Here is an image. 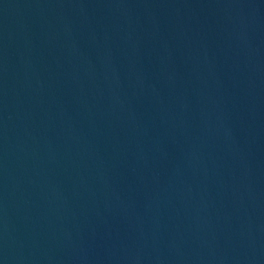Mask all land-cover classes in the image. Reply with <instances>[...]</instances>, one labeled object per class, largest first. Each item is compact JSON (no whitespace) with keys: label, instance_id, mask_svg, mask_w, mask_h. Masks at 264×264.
<instances>
[{"label":"water","instance_id":"1","mask_svg":"<svg viewBox=\"0 0 264 264\" xmlns=\"http://www.w3.org/2000/svg\"><path fill=\"white\" fill-rule=\"evenodd\" d=\"M0 264H264V0H0Z\"/></svg>","mask_w":264,"mask_h":264}]
</instances>
